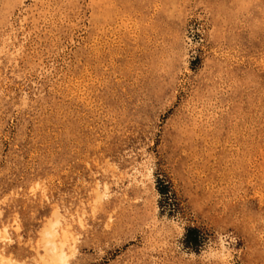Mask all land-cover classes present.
<instances>
[{
  "label": "rangeland",
  "instance_id": "374dc122",
  "mask_svg": "<svg viewBox=\"0 0 264 264\" xmlns=\"http://www.w3.org/2000/svg\"><path fill=\"white\" fill-rule=\"evenodd\" d=\"M54 210L70 264H264V0H0V263Z\"/></svg>",
  "mask_w": 264,
  "mask_h": 264
},
{
  "label": "bare ground",
  "instance_id": "6f19581e",
  "mask_svg": "<svg viewBox=\"0 0 264 264\" xmlns=\"http://www.w3.org/2000/svg\"><path fill=\"white\" fill-rule=\"evenodd\" d=\"M206 101L207 100H205V101L201 100L198 104H196L194 107V110L191 111L192 114H194L195 111L202 112V111L207 110L208 105H207ZM105 189H106V187L104 188V190ZM104 193H105V191H104ZM104 193H102V194H104ZM52 215H53V217L51 219H49L47 226L42 230L43 246H44L45 254L39 253V258H40V260H42L43 264H70L69 263V254L65 250V245H66L67 241L70 239V233H69L66 225H64L62 222L61 214L57 210H54ZM2 231L5 234L6 238L10 239L6 225H3L0 228V232H2ZM71 245H72L73 249H75V246H74L75 244L73 245V241L71 242L70 246H68V245L66 246L67 247L66 249L71 247ZM223 252H224V248H222V253ZM2 264H4V262H2ZM9 264H31V263H24V262L22 263V261L21 262H15V261L11 260V258H10Z\"/></svg>",
  "mask_w": 264,
  "mask_h": 264
}]
</instances>
